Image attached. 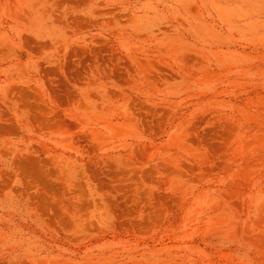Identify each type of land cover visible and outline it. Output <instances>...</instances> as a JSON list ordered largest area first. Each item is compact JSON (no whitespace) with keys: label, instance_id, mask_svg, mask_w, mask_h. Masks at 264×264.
<instances>
[{"label":"rangeland","instance_id":"1","mask_svg":"<svg viewBox=\"0 0 264 264\" xmlns=\"http://www.w3.org/2000/svg\"><path fill=\"white\" fill-rule=\"evenodd\" d=\"M0 264H264V0H0Z\"/></svg>","mask_w":264,"mask_h":264}]
</instances>
